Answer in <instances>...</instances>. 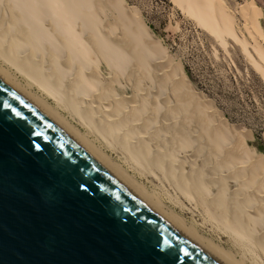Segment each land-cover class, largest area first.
I'll list each match as a JSON object with an SVG mask.
<instances>
[{"label":"bare ground","instance_id":"bare-ground-1","mask_svg":"<svg viewBox=\"0 0 264 264\" xmlns=\"http://www.w3.org/2000/svg\"><path fill=\"white\" fill-rule=\"evenodd\" d=\"M171 2L223 49H227V39L238 44L264 82L261 9L248 4L237 11L246 25L245 36L224 0ZM104 9L114 13L120 36L115 37L113 29L105 28L100 17ZM2 22L7 26L0 27L1 81L194 246L222 264H260L259 260L264 264V160L255 149L246 146L245 140L236 143L220 116L200 100L183 67L172 64L167 49L124 0H0ZM154 63L172 65L169 71L175 73L178 84L162 66L157 72L164 76L156 71L154 74ZM101 66L114 77V88L105 86ZM130 67L137 70L127 75ZM10 70L26 77V88L16 83L15 73ZM127 76L131 86L121 87L119 80ZM148 82L149 88L142 87ZM157 86L165 94L167 90L173 92L176 109L168 112L162 100L155 103L158 97L153 88ZM32 87L41 95L33 92ZM128 88L136 90L137 95L129 101L122 100L120 90L123 94ZM158 105L164 107L155 111ZM63 107L77 116L94 137L98 135L97 140L100 136L114 142L111 150L121 152L125 160L116 163L96 147L86 133L81 134L59 113L58 109ZM186 111L194 112L195 118H184ZM201 131L204 134H199ZM206 143L208 148L204 147ZM206 149L217 157L213 159L215 164L204 170L207 163L200 165L204 160L191 162L189 156L194 160L198 153L202 158ZM126 165L130 168L124 169ZM132 170L142 179L155 177L161 184L166 182L174 190V205L185 201L189 205L187 210L201 215L203 222L187 223L175 211L166 210L162 194L146 190L131 175ZM205 225L228 238L233 244L231 248L238 253L200 235L197 228Z\"/></svg>","mask_w":264,"mask_h":264},{"label":"water","instance_id":"water-1","mask_svg":"<svg viewBox=\"0 0 264 264\" xmlns=\"http://www.w3.org/2000/svg\"><path fill=\"white\" fill-rule=\"evenodd\" d=\"M0 264H222L0 80Z\"/></svg>","mask_w":264,"mask_h":264},{"label":"rangeland","instance_id":"rangeland-1","mask_svg":"<svg viewBox=\"0 0 264 264\" xmlns=\"http://www.w3.org/2000/svg\"><path fill=\"white\" fill-rule=\"evenodd\" d=\"M124 2L131 12L138 13L142 20L150 27L151 34L165 49H167L168 54L172 58V64H179L183 67L191 86L198 94V97L201 98L200 100H202V102L209 107L208 110H212L220 116L225 125L230 128L231 136L236 143L239 144L245 140L246 146L250 149H255L258 153H260L258 151L259 148L263 152L260 153L261 160L263 161L264 82L249 64L247 58L242 52V48L234 41L227 39V49H223L216 42V40L207 32L202 30L192 18L185 16V14H183L171 2V0H124ZM224 2L228 9L234 14L238 25L237 28L240 33L247 36L244 30L246 25L238 15L237 11L244 10L248 4H254L263 11L262 7H264V0H224ZM104 11L105 13L103 14ZM104 11H100L103 14L102 15L100 13V17L101 20L104 19L102 21L105 24V28L113 29L111 32H114L113 35L115 37L120 36L121 32L115 23L114 13L110 9H104ZM263 20L264 17L261 19V25ZM4 23H0V27L4 26ZM110 36L112 37V35ZM115 40H118V38ZM4 66L3 68L7 69V65ZM152 66L151 69H154L155 67L153 70L154 74L155 71L157 72V68L162 66L164 68V72L166 70V73L173 75L174 81H177V79H175V73L173 71L172 73L169 71L170 68H172V65L168 66L167 64L161 63L157 65L154 63V67ZM135 70L137 69L130 67L127 75ZM10 73H15L13 74V77L15 78L16 83L26 88V77L24 75H21L13 70H10ZM157 73H159V75L162 74V72ZM101 75L105 86L109 85L114 88L117 85L113 81L114 77L109 74V71L105 66H101ZM162 75L164 76V74ZM128 80V76L121 78L119 80L121 87L131 86V81ZM177 84L178 83L176 82L175 85ZM148 86H150L149 82L142 85L145 89L149 88ZM31 89H34L33 92L36 94L41 95L36 88L32 87ZM153 89L155 97H158L155 103L162 100L166 106L165 110L168 112L177 108V98L173 92L167 90V94H165V91L158 88V86L157 89L156 87ZM121 92L122 91L120 90L119 94L121 95L122 100L124 99L129 101V98H133V96L137 95L136 90L131 91L129 88L123 93L124 95ZM150 95L151 94H147L146 96ZM47 101L50 106L55 107L52 101ZM161 107H164V105H158L155 111H158ZM63 108L58 109V111L66 119V121L70 122L71 125L79 129L81 134L86 133L85 135L88 136V140H91L94 145L102 151L104 150V152L109 155L112 160L119 163L123 160L122 158H125L123 154H120L121 152H113L111 150L110 147L114 144V142L112 143L110 141L103 140L100 136L97 140L98 135L94 137L95 135L90 133L77 116L74 114L72 115V113H70L67 109ZM192 113L194 112L186 111L184 118L194 119L195 116L192 115ZM163 114L165 115L166 113ZM199 134L204 133L201 131ZM208 145L209 144L206 143L204 147L208 148ZM206 150L208 151V149ZM225 150H227V148ZM207 151V154L202 158L197 156L198 153L195 155L194 160L192 158L193 156H189L192 159L191 162H201L204 160L200 163V165L207 163L204 170L211 168L215 164L213 159L217 156H213L211 154V150H209L210 152ZM126 167L127 165L124 166V169H126ZM127 168H130V166ZM201 169L203 168L201 167ZM130 173L131 175L136 176V179L141 182L146 190L162 194L160 196H162L163 207H166V210L175 211V213L181 215L187 223L193 221V223H195L196 221L197 224H201L203 222V217H201V215L197 216V214L191 213L187 210L189 205L188 203H185V201H181V208L178 205H174V201H172L176 198L174 190L166 182H164L165 184H161L155 177H153V179H151V177L142 179V177L138 175L137 171L134 170ZM262 177L264 178V175ZM183 205L184 207H182ZM197 229L199 230L200 235L207 239L211 238L216 244L223 247V249L230 250L234 254L238 253L237 250L231 248L233 247V244H231L228 238H222V236L217 235L212 231L211 226H198ZM259 263L263 264L261 263V260H259Z\"/></svg>","mask_w":264,"mask_h":264},{"label":"trees","instance_id":"trees-1","mask_svg":"<svg viewBox=\"0 0 264 264\" xmlns=\"http://www.w3.org/2000/svg\"><path fill=\"white\" fill-rule=\"evenodd\" d=\"M262 9H263V11H264V7H262ZM262 28L264 29V20L262 21ZM258 151H259L260 153H263L259 148H258Z\"/></svg>","mask_w":264,"mask_h":264}]
</instances>
